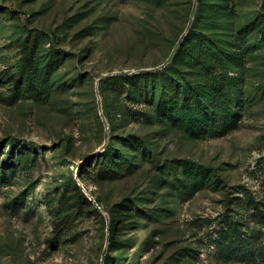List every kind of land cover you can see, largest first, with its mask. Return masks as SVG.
Segmentation results:
<instances>
[{
  "label": "rangeland",
  "instance_id": "1",
  "mask_svg": "<svg viewBox=\"0 0 264 264\" xmlns=\"http://www.w3.org/2000/svg\"><path fill=\"white\" fill-rule=\"evenodd\" d=\"M194 6L0 0V264H264V0H196L212 73L190 46L98 82L165 62Z\"/></svg>",
  "mask_w": 264,
  "mask_h": 264
},
{
  "label": "trees",
  "instance_id": "2",
  "mask_svg": "<svg viewBox=\"0 0 264 264\" xmlns=\"http://www.w3.org/2000/svg\"><path fill=\"white\" fill-rule=\"evenodd\" d=\"M232 11V10H230ZM229 11V12H230ZM233 12V11H232ZM236 13V12H235ZM193 30H191V32L186 36V38L184 39V42L182 44V46L180 47V49L177 51L175 57L173 58L172 61H174V59H176L178 57V55L180 54V52H184L188 50V47L192 46L194 48L198 49V63H199V69H203V70H207L209 72L212 73V71H214L215 67H213L211 65L212 60H214L215 58H217V60H219L220 56L222 58H224L227 54V52H220V50L218 49V47H215L214 45H208L206 42V40H204L203 38L200 39L196 36H194V33H192ZM243 31H239V36H234L235 38V43L234 45L239 48L241 41H240V37L243 35L242 34ZM233 45V46H234ZM231 54H235L236 56V52H233ZM236 59V58H235ZM160 71V70H159ZM158 71H148V72H142V73H138V74H132V76H144V75H150V74H154L157 73ZM126 76L128 75H121L119 78L120 79H124ZM213 114V113H211ZM225 128L224 123L220 124V125H216L213 129L215 132H221L223 129ZM204 170L201 171V182L199 184V188H202L205 185H208V181L209 179H211V174H209L210 170L208 168H203ZM210 177V178H209ZM230 244L231 246H236V248L238 249L237 252L239 253L240 256H246L245 255V251L248 250V246H249V241L247 239H243L242 237H238V239L234 240L232 239L230 242H225L223 245H225V250H226V245ZM244 251V255L240 254L241 252Z\"/></svg>",
  "mask_w": 264,
  "mask_h": 264
},
{
  "label": "water",
  "instance_id": "3",
  "mask_svg": "<svg viewBox=\"0 0 264 264\" xmlns=\"http://www.w3.org/2000/svg\"><path fill=\"white\" fill-rule=\"evenodd\" d=\"M195 12H196V0H195V6L191 12V16H190V20H189V24L187 26L186 32L184 34H182V36L180 37V39L178 40V42L174 46L171 54L168 56V58L165 60V62H163L162 64H160L159 66L154 67V68H145V69H138V70H122V71H116V72L109 73V74H104L99 78L98 82H100L101 80H103L107 77L113 76V75H130V74H138V73L148 72V71H159V70L165 68L166 66H168L172 62L177 51L182 46L183 41H184L188 31L191 29V26H192V23L194 20V16H195ZM99 106H100V108H102L101 102H99ZM104 123L106 124V120H104Z\"/></svg>",
  "mask_w": 264,
  "mask_h": 264
}]
</instances>
